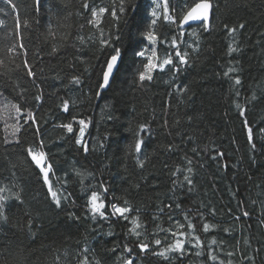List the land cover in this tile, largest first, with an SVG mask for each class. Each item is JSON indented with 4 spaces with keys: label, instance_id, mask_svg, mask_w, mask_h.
Segmentation results:
<instances>
[{
    "label": "trees",
    "instance_id": "16d2710c",
    "mask_svg": "<svg viewBox=\"0 0 264 264\" xmlns=\"http://www.w3.org/2000/svg\"><path fill=\"white\" fill-rule=\"evenodd\" d=\"M195 2L169 0L178 17L187 10L185 5ZM213 2L218 7L213 9L210 30L205 31L202 24L191 26L180 38L185 41L181 49L190 52V66L175 79L167 69L158 71L151 82L139 86L135 81L143 58L134 51L149 48L146 56L151 54L150 42L140 33L148 27L153 5L151 0H128L135 11L131 26L124 27L116 41L122 60L110 89L103 91L97 84L111 48L99 44V29L89 24L91 13L83 5L111 8L112 0H40L39 4L37 0H0V94L19 104L23 113L12 142L0 117V187L11 189L3 193L9 199L4 210L7 220L0 219V264H124L128 257L133 264H169L141 253L129 232L130 221L111 216L109 202L123 206L125 199L133 208L128 215L135 216L139 210L141 223L147 222L140 231L141 239L147 236L149 242L157 206L176 201L207 215L212 227L201 235L205 255L195 256L198 249L182 259L171 254V264H206L209 247L233 264H248L244 257L254 255L253 249L259 247L255 264H264V226L260 224L264 220V133L259 131L264 128V0ZM100 19L102 28L115 32L109 15ZM239 23L245 24L236 34L240 51L230 56L228 46L233 41L223 25ZM171 31L178 35L175 26ZM193 32L199 38L198 53L186 47L196 39ZM156 50L161 60L172 51L164 46ZM25 60L34 77L28 76ZM229 61H238L239 71L233 75L242 81L239 98L232 80L224 76ZM74 77H79V85L72 83ZM176 84L187 85L189 91L180 95ZM63 100L69 102L68 113L62 110ZM237 102L246 108L244 116L235 107ZM28 110L35 115V125L31 120L24 123ZM5 111V105H0V112ZM80 119L89 125L84 136L86 154L75 142ZM245 119L253 129L255 151L247 139ZM64 123L73 124V133L59 127ZM142 125H147V131L139 136L144 141L139 154L144 167L140 168L130 146ZM188 135L192 141L182 142ZM41 140L53 166L49 176L53 187L67 196L59 207L27 155L28 147L40 150ZM194 146L199 156L191 151ZM217 152H223V157L212 159ZM184 157L193 160L196 190L181 198L179 191L175 195L170 191L171 173L184 165ZM77 170L83 173V183ZM101 183L108 187V194ZM93 191L101 196L98 202L105 203L108 220L93 217L88 204ZM209 209H215V215ZM244 211L249 212L247 218ZM167 212L156 223L170 227ZM174 218L184 222L182 214ZM166 235L161 248L173 239L163 232L157 238ZM212 239L217 245H211ZM125 244L132 247L131 253L123 250ZM227 251L234 255L227 257Z\"/></svg>",
    "mask_w": 264,
    "mask_h": 264
},
{
    "label": "snow or ice",
    "instance_id": "6c2138e0",
    "mask_svg": "<svg viewBox=\"0 0 264 264\" xmlns=\"http://www.w3.org/2000/svg\"><path fill=\"white\" fill-rule=\"evenodd\" d=\"M151 3L153 5L150 12L151 20L147 29L140 33L145 40L150 42L151 54L146 56V52L149 51V48L134 51V55L136 57L143 58L140 61L142 70H138V80L135 81L139 86H144V82L146 81L151 82L154 78V73H157L158 71L164 72L167 69V71L172 74L173 79L183 73V71L190 66V52L183 50L180 47L182 43H185L183 39H180L184 36V26L190 21H200L202 22V27L205 31L210 30L209 21L212 18L213 9L214 7H218V5L214 4L213 0H196V2L192 5H185L187 10L182 11V15L178 17L174 14L175 9L170 7L169 0H151ZM112 5L113 6L111 8L103 6L99 7L98 10L95 7L89 9L88 3H84L83 5L85 10H90L91 13L92 19L89 20V24H92L99 29V44L103 47L111 48V52L102 66L100 80L97 84L98 90L110 89L111 82L114 80V76L119 70L118 65L122 60L123 52L121 46L117 44L116 41H119L121 38V30L124 27L131 26L130 16L135 11V8L128 4V0H119L118 4L116 0H112ZM105 14L109 15L114 21L115 32L111 29L102 28L100 26L102 23L100 18ZM172 26L176 27L178 35L173 34L171 31ZM223 27L226 30V34L231 37L233 41L228 46L229 55L231 56L232 53H239L240 47L238 46V41L236 40V34L244 30L245 24L239 23L238 25L231 27H229L228 24H224ZM106 32L107 34H105ZM191 35L196 37V39H194L192 43H188L186 47L191 49L193 52L198 53L200 50L199 38L195 32L191 33ZM157 46H164L166 50L170 48L172 51H168L166 56L161 60L157 54ZM21 48H23L22 44ZM229 63L231 66L224 72V76L232 80L234 95L239 98L241 95L239 86H241L242 81L238 74L233 75L239 71V69L235 67V64L238 63V61H229ZM24 65L27 68L28 76L34 77L35 73H33L31 67L28 66L27 60L24 61ZM72 83L79 85V77H74ZM175 88L179 91L180 95L189 91L187 85L176 84ZM255 98V94L253 93L252 99ZM35 99L39 101L40 97L37 96ZM235 107L239 110V114L241 116L245 115L246 108H244L239 102L235 104ZM15 109L18 116L23 114L19 104L15 105ZM62 110L65 113L69 112L68 100L62 101ZM28 120H31L34 125L37 123L34 113L30 110L27 111L24 123H28ZM188 120L190 123L191 117H189ZM78 123L80 125L79 138H77L75 142L77 145L82 146L83 151L86 154L89 151V148L87 143L84 141V136L85 129L89 125L83 119H80ZM164 123L166 126L167 121L165 120ZM177 123H179V121H177ZM244 123L247 129V139L250 142L253 151H255L256 146L253 142L252 126L248 125L247 119H245ZM59 127L66 129L69 134L74 131L72 123H64L59 125ZM19 131L20 127H15L13 136H16V133ZM146 131L147 125L140 126V130L137 133L138 139L136 140L134 146H130V151L134 150L137 154L136 161L140 168L144 167V159L139 155L144 141L139 138V136L140 133ZM259 131L264 133V128L259 129ZM192 139V136L188 135L182 142L192 141ZM16 142L19 143V140L17 139ZM39 149V151H34L32 147H28L26 150L27 155L30 158V161L39 170V173L42 174L43 182L47 186L48 196L55 203V205L59 207L61 205L62 198L67 199V196H65L62 191L54 189L52 181L49 178L50 173L53 172V166L48 160L47 152L44 150L43 140L39 142ZM167 151H173V146L169 145ZM191 151L197 156L201 154L195 146L191 149ZM223 155V152H217L216 155L211 158L215 160L217 157L222 158ZM76 175L81 177V183H83V173L77 170ZM91 175L92 174L89 173V176ZM171 176L174 179L172 180L170 191L174 195L179 191L182 198L184 195H190L196 190L194 182L195 171L193 167V160L191 158L184 157V165L177 166L174 171H172ZM101 188L104 194H108L107 186L101 183ZM8 191H11V189L7 186L0 187V219L5 221L7 220V216L4 215V210L9 197L3 195V193ZM14 196L18 203L23 204V200L20 198L19 193H15ZM98 201H101V196L98 192L93 191L88 200L93 217L95 218V216L98 215L100 218L108 220L110 218L109 215L103 211L106 207L105 203ZM109 206L112 217L120 218L124 221H130L132 227L129 229V232L131 235L136 237L138 241L136 247L141 253H150L153 256L169 261V264H171V260L173 259L171 254H176L174 257L175 259H182L185 255L192 254V249H198L194 253L195 256L201 257L205 255V245L201 239V235L207 234L212 225L206 222L207 215L200 209H193L191 206L185 207L183 204L176 201L166 203L163 206H157V214L151 217L152 221L155 223V231L148 233V235L152 236V240L149 242L147 240V236H145L144 239H141L144 234L140 231L141 228H146L147 222L141 223L138 214L139 210H137V215L135 216L130 217L128 215L133 212V208L127 199L123 201V206L111 201L109 202ZM165 209L168 210L167 219L171 222L170 227H163L162 223H156L161 221V215L165 213ZM176 213L182 214L184 222L174 218ZM209 214L215 215V209H209ZM243 216L247 218L249 216V212L244 211ZM194 219L196 220L195 223L193 222ZM235 219L239 220L240 217L236 216ZM260 224L261 226H264V220H261ZM30 225L31 221H29V226ZM185 228L188 229L187 232L185 231ZM160 232L166 233L173 238L172 241L167 243L163 248H161V245L164 240L167 239V235L163 239L157 238ZM217 243L216 239L211 240V245H217ZM222 243L223 242H221V244ZM246 243L248 244V247H251L250 241H246ZM186 244L188 245L187 248ZM123 250L131 253L132 247L125 244L123 246ZM84 251L86 252L88 249L85 248ZM215 251L216 249L209 247L206 264L207 261L214 262V264H233L231 259H220L218 255L213 254ZM253 253L254 255L252 256L244 257L248 261V264H255V258L260 254V248L256 247L253 249ZM233 255L234 253L232 251L226 252L227 257H232ZM124 264H133V258L128 257L124 259Z\"/></svg>",
    "mask_w": 264,
    "mask_h": 264
},
{
    "label": "rangeland",
    "instance_id": "374dc122",
    "mask_svg": "<svg viewBox=\"0 0 264 264\" xmlns=\"http://www.w3.org/2000/svg\"><path fill=\"white\" fill-rule=\"evenodd\" d=\"M0 105L6 107V111L5 114L3 112H0V116L3 118L4 120V124L6 125V127H8V131L7 132V139L9 142H12L13 140L16 139V136L18 133H16V136H13V132H14V128L15 127H19V119H20V115L18 116L16 109H15V103L9 101L8 99H6L3 95L0 94ZM12 106V107H9ZM16 123V126H15Z\"/></svg>",
    "mask_w": 264,
    "mask_h": 264
},
{
    "label": "water",
    "instance_id": "95a60500",
    "mask_svg": "<svg viewBox=\"0 0 264 264\" xmlns=\"http://www.w3.org/2000/svg\"><path fill=\"white\" fill-rule=\"evenodd\" d=\"M38 3L40 2V0H37ZM211 21V20H210ZM210 21H209V24H210ZM202 22L200 21H190L187 25L184 26V30L191 27V26H195V25H201ZM107 89H103V91H106Z\"/></svg>",
    "mask_w": 264,
    "mask_h": 264
},
{
    "label": "bare ground",
    "instance_id": "6f19581e",
    "mask_svg": "<svg viewBox=\"0 0 264 264\" xmlns=\"http://www.w3.org/2000/svg\"><path fill=\"white\" fill-rule=\"evenodd\" d=\"M38 2V1H37ZM39 4V3H38ZM1 117V116H0ZM2 118V117H1Z\"/></svg>",
    "mask_w": 264,
    "mask_h": 264
}]
</instances>
